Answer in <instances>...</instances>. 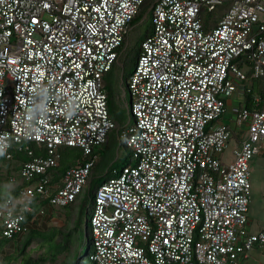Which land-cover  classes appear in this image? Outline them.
I'll return each instance as SVG.
<instances>
[{
	"label": "built area",
	"instance_id": "1",
	"mask_svg": "<svg viewBox=\"0 0 264 264\" xmlns=\"http://www.w3.org/2000/svg\"><path fill=\"white\" fill-rule=\"evenodd\" d=\"M145 1L0 0V155L33 156L11 176L17 195L0 198V236L33 227L36 195L63 207L87 183L115 125L104 78ZM224 4L206 28L205 14ZM152 21L129 78L136 163L97 191L90 264H236L255 245L264 251V230L247 227L264 107L217 120L228 98L250 90L247 69L264 76V0H155ZM62 146L92 158L53 181Z\"/></svg>",
	"mask_w": 264,
	"mask_h": 264
},
{
	"label": "trees",
	"instance_id": "2",
	"mask_svg": "<svg viewBox=\"0 0 264 264\" xmlns=\"http://www.w3.org/2000/svg\"><path fill=\"white\" fill-rule=\"evenodd\" d=\"M154 2L155 0H146L141 6L138 14L130 23L132 30L145 14H149L151 20L149 29L140 35L135 46L125 55L122 80L128 90L129 78L137 66L142 44L153 33L152 5ZM227 6L228 4L221 5L215 11L205 14L204 22L206 28L210 23L215 24L217 22ZM129 35L130 32L119 47L120 54L129 39ZM244 57V55H241L235 62L242 64L241 60ZM114 67L105 75L104 88L107 93L109 116L115 125L109 131L106 141L94 150L97 157L91 168L87 183L72 202L62 207L64 213V218L61 220L62 224L54 223L47 229H42L38 226V218L34 221L33 227L26 233L16 235L14 238L0 236V264H82V258L84 256L89 258L88 264L91 263V255L94 251L91 218L94 211L97 191L105 182L117 177L125 166L134 165L136 163L134 151L128 145V139L131 135L130 129L135 124L136 119L130 110L134 122L132 123L128 120L126 111L120 108L118 96L110 86L109 77ZM247 80L250 81V90H246L243 94V102L240 104L239 108H247L251 111L260 110L264 107V76L254 78L253 71L247 69ZM232 138L233 137H231V140H233ZM235 145L237 144L235 143ZM32 147L36 154H46L44 149H37L36 144H32ZM122 147L130 151L123 156V159L121 158ZM11 151L13 153L12 160H8L0 155V162L3 163V167L5 166L3 161H14L18 166L17 169L16 165L14 168L19 171L23 163L33 158L32 155L18 148H14ZM91 158L85 157L79 147L62 146L60 148L58 164L50 169V173L53 175L52 180L62 182L68 168ZM120 162L121 166L118 165ZM12 165L9 168H11ZM2 166H0V170ZM34 180L31 181V183L34 182ZM83 192H85V196L81 198ZM17 193L18 187L14 188L13 191L2 192L0 198L16 196ZM51 209H54V207L49 203L48 199H45L41 195H36L33 212L29 213L27 218L31 220L38 214L42 216L43 214L41 212L43 210L45 214H48ZM33 244H36V246L32 247ZM34 249L41 250L42 252L39 255H35Z\"/></svg>",
	"mask_w": 264,
	"mask_h": 264
},
{
	"label": "rangeland",
	"instance_id": "3",
	"mask_svg": "<svg viewBox=\"0 0 264 264\" xmlns=\"http://www.w3.org/2000/svg\"><path fill=\"white\" fill-rule=\"evenodd\" d=\"M151 25V20L149 14H145L143 18L136 23L134 28L130 30V35L127 43L123 47V51L121 52L120 58L118 60V63L115 65L113 72L111 73L109 77V83L111 88L115 91V94L118 96V102L120 108L124 109L127 113L128 120L130 122H134L133 116L130 112V93L127 88V86L123 83L122 80V73L124 70V64H125V55L130 51L136 44L138 38L141 34L145 33L146 30L149 29ZM243 102V94L239 93L236 96L232 98L227 99V105L226 110L223 113V115L217 120L218 124H228L231 123V121L235 118V108L239 107L240 104ZM237 135V137H236ZM232 139L229 143V146L226 150L227 155H230L235 143L238 144L243 138L246 137V131L245 127H242L241 129L235 130V132H232ZM130 151L128 149H125L122 147L121 149V158L123 159L125 154H128ZM121 159V160H122ZM5 166H2V170H0L1 173V183L0 187H7V186H14V188L17 186L18 182L11 181V176L17 175L18 171L16 170L18 166L17 163L14 161H3ZM13 164V165H12ZM12 165L11 168H9ZM16 165V169L14 168ZM121 166V162L118 164ZM252 175H258V170L256 169L253 171ZM19 177V176H18ZM13 188V189H14ZM85 196V192L81 194V198ZM62 218H64V213L62 210V207H54V209H51L48 214H43L39 217V224L40 228L47 229L48 227L52 226L54 223H60L62 224ZM36 244H33L32 247H35ZM42 251L34 249V254L39 255ZM89 258L87 256H84L82 258V264H88ZM16 264V263H14Z\"/></svg>",
	"mask_w": 264,
	"mask_h": 264
},
{
	"label": "crops",
	"instance_id": "4",
	"mask_svg": "<svg viewBox=\"0 0 264 264\" xmlns=\"http://www.w3.org/2000/svg\"><path fill=\"white\" fill-rule=\"evenodd\" d=\"M230 157L231 153L230 155H225L227 160ZM2 165L3 163L0 162V166ZM251 165V193L247 227L250 234H256L264 230V143L259 154L255 155L251 160ZM256 169L258 170V175H252ZM14 186L0 187V194L2 192L13 191ZM236 264H264L263 249L259 245H255L247 256H240Z\"/></svg>",
	"mask_w": 264,
	"mask_h": 264
},
{
	"label": "water",
	"instance_id": "5",
	"mask_svg": "<svg viewBox=\"0 0 264 264\" xmlns=\"http://www.w3.org/2000/svg\"><path fill=\"white\" fill-rule=\"evenodd\" d=\"M131 97V96H130ZM130 104H131V100H130Z\"/></svg>",
	"mask_w": 264,
	"mask_h": 264
}]
</instances>
